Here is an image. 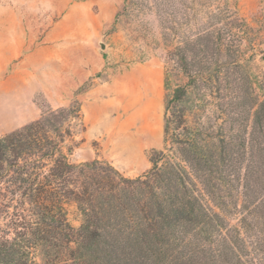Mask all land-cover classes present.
Here are the masks:
<instances>
[{
  "label": "rangeland",
  "instance_id": "1",
  "mask_svg": "<svg viewBox=\"0 0 264 264\" xmlns=\"http://www.w3.org/2000/svg\"><path fill=\"white\" fill-rule=\"evenodd\" d=\"M183 46L196 76L185 114L233 173L206 187L219 225L194 254L199 264H264V0H0V136L79 108L54 121L68 160L139 176L163 147L166 99L188 81L174 55ZM64 208L78 228L76 203ZM6 220L0 208V228Z\"/></svg>",
  "mask_w": 264,
  "mask_h": 264
},
{
  "label": "trees",
  "instance_id": "2",
  "mask_svg": "<svg viewBox=\"0 0 264 264\" xmlns=\"http://www.w3.org/2000/svg\"><path fill=\"white\" fill-rule=\"evenodd\" d=\"M174 55L188 81L166 99L163 147L150 151L151 166L139 176H125L98 158L68 160L61 124L54 121L79 108L51 110L0 136V208L9 217L7 228H0V264H151L169 257L175 264H199V237L219 225L204 198L206 187L219 189V178L232 182L233 173L221 166L224 154L216 145L205 147L204 125L189 122L184 106L196 76L184 46ZM69 200L82 215L78 228L66 218Z\"/></svg>",
  "mask_w": 264,
  "mask_h": 264
},
{
  "label": "water",
  "instance_id": "3",
  "mask_svg": "<svg viewBox=\"0 0 264 264\" xmlns=\"http://www.w3.org/2000/svg\"><path fill=\"white\" fill-rule=\"evenodd\" d=\"M101 47L103 48V44H101Z\"/></svg>",
  "mask_w": 264,
  "mask_h": 264
}]
</instances>
